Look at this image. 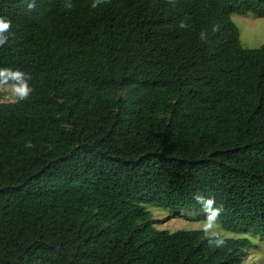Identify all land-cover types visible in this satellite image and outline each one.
Segmentation results:
<instances>
[{
	"label": "trees",
	"instance_id": "1",
	"mask_svg": "<svg viewBox=\"0 0 264 264\" xmlns=\"http://www.w3.org/2000/svg\"><path fill=\"white\" fill-rule=\"evenodd\" d=\"M92 3L0 0V69L30 88L0 102V264H243L247 239L147 207L210 197L225 230L264 234V44L231 20L264 0Z\"/></svg>",
	"mask_w": 264,
	"mask_h": 264
},
{
	"label": "rangeland",
	"instance_id": "2",
	"mask_svg": "<svg viewBox=\"0 0 264 264\" xmlns=\"http://www.w3.org/2000/svg\"><path fill=\"white\" fill-rule=\"evenodd\" d=\"M231 20L238 28L240 43L244 48L254 49L264 44V18H257L252 14L246 16L234 14L231 15ZM18 98L10 85L0 84V102H14ZM147 209L156 220L155 227L168 231L204 230L209 215L194 210H184L175 214L155 206H148ZM207 232L217 235L220 239H247L248 247L243 264H264V234L260 235L243 228L238 231L225 230L217 217Z\"/></svg>",
	"mask_w": 264,
	"mask_h": 264
},
{
	"label": "clouds",
	"instance_id": "3",
	"mask_svg": "<svg viewBox=\"0 0 264 264\" xmlns=\"http://www.w3.org/2000/svg\"><path fill=\"white\" fill-rule=\"evenodd\" d=\"M107 2V0H93L91 4L92 8H96L99 4ZM27 10L32 11L35 9L36 4L35 0H26ZM179 28H187L188 25L181 21L179 23ZM11 29V21L4 16H0V46L4 45L8 40V34ZM218 26H214L212 31H218ZM199 38L202 42H207V32L201 31L199 33ZM9 81H12L10 85L15 94H17L21 99H24L28 96L30 88L28 86L27 80L25 79V74L20 71H12L10 69H0V84H8ZM197 203L203 206V210L208 213V220L205 225L204 231H208L212 227V222L220 214L221 209L215 208V201L213 198H205L203 196L197 195L195 197Z\"/></svg>",
	"mask_w": 264,
	"mask_h": 264
}]
</instances>
